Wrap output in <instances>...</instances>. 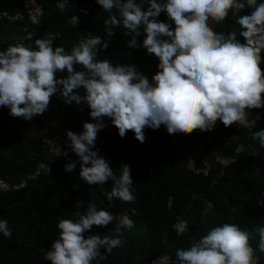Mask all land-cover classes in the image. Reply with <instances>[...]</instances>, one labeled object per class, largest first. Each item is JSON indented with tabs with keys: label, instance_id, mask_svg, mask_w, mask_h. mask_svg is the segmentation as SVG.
Returning <instances> with one entry per match:
<instances>
[{
	"label": "clouds",
	"instance_id": "obj_1",
	"mask_svg": "<svg viewBox=\"0 0 264 264\" xmlns=\"http://www.w3.org/2000/svg\"><path fill=\"white\" fill-rule=\"evenodd\" d=\"M20 1L23 12H1L0 23L27 20L30 25H39L42 8L34 0ZM96 3L109 13L105 26H122L132 36L128 41L130 47H142L158 59V71L151 80L133 65H114L109 59H98V53L108 47L98 35L89 34L66 52L62 46L54 47L52 35L33 41L29 34L26 39L32 43L15 41L0 51V106L7 107L11 116L28 121L45 113L51 98L59 93L65 105L75 106L80 113L89 111L93 122H84L80 133L66 131V149L55 137L43 138L44 146L53 158L68 157L69 151L74 153L78 157L79 178L87 185L111 181V191L102 192L116 208L114 199L131 203L135 196L131 190L130 166L121 165L117 175L98 150H94L98 132L106 127L105 118L121 138L132 131L140 143L145 141V128L157 130L161 125L166 128L160 129L163 134L167 131L173 135L212 131L217 121L237 130L255 127L259 115L249 119L250 111L264 107V71L260 67L264 59L261 55L264 0H144L141 3L96 0ZM68 5L69 0H58L56 7L63 12ZM246 8L251 9L250 14L241 15ZM79 11L87 15V9ZM161 13L171 23L158 20ZM230 13L236 17L243 43L236 31L218 33L211 27L212 23L224 22ZM68 23L77 27L81 21L72 15ZM141 31L144 38L137 43ZM112 34L109 28L107 35ZM57 73L66 76L58 77ZM45 123L47 129L49 124ZM45 131L40 127L33 133L43 137ZM251 138L264 147V130L252 132ZM51 144L62 150L60 157L51 155ZM212 155L222 167L220 175L233 163L224 167L217 157L234 158L216 152ZM76 166L77 161L69 158L63 170L72 173ZM188 167L205 175L211 169L205 160L199 168L194 161ZM151 168L157 172V167L151 166L148 177L155 174H149ZM51 171L49 163H40L33 174L16 186L17 190L27 187L28 180H36L41 172L50 175ZM0 181L8 186L0 193L9 192L10 185ZM171 204L172 198L168 206ZM75 208L77 219H61L57 224L58 236L44 253L49 264H93V261L100 264L122 244L119 235H86L94 227H106L116 221L117 217L107 209L98 208L95 201H88L85 206L80 200L75 202ZM83 208L86 211L81 214L79 209ZM212 208L208 202L202 215L206 216ZM123 213L132 215L134 211ZM133 227L130 217L123 215L114 231L120 234L122 229ZM173 228L178 236H183L189 230L188 221L178 219ZM253 232L259 237L256 249L250 243ZM0 233L8 238L12 235L6 219L0 220ZM257 253L264 254V226L250 232L234 223H223L212 227L189 248L177 249L175 255L179 264H258Z\"/></svg>",
	"mask_w": 264,
	"mask_h": 264
},
{
	"label": "trees",
	"instance_id": "obj_2",
	"mask_svg": "<svg viewBox=\"0 0 264 264\" xmlns=\"http://www.w3.org/2000/svg\"><path fill=\"white\" fill-rule=\"evenodd\" d=\"M34 1L43 11L39 25H30L27 20L0 23V51L15 41L32 43L26 39L30 34L33 41L52 35L54 47L62 46L70 52L73 45L91 34L100 36L102 42L108 44L107 49L98 53V59H109L114 65H133L149 80L158 71L159 61L155 56L147 54L142 47L129 46L132 36L127 30L120 25H104L109 13L104 12L96 0H69L68 8L63 12L56 7L58 0ZM81 8L87 9V15L79 11ZM250 11L246 8L241 15L250 14ZM1 12L22 13L21 1L0 0ZM72 15L81 21L77 27L68 23ZM157 19L171 23L165 13ZM235 20L230 13L224 22L212 23L211 27L218 33L236 31L237 38L243 43ZM109 28L113 33L110 37L107 35ZM143 38L141 31L136 37L137 43ZM261 55L264 58V52ZM260 67L264 71V59ZM57 76H66V73H57ZM80 91L83 94V90ZM257 115L259 119L252 129L237 130L232 126L225 127L220 121L212 131L194 130L187 135H173L167 131L163 134L160 130L165 128L163 125L157 130L145 128L143 143L135 139L132 131L121 138L111 121L105 118L106 127L98 132L94 150H98L117 175L121 165L130 166L135 200L126 203L114 199L116 208L107 210L115 217L124 211H134L130 216L133 228L122 229L117 234L114 229L118 223L113 221L86 233L119 235L122 240L121 246L113 249L100 264H150L163 255L171 257V264H179L176 250L189 248L212 227L234 223L242 230L252 232L264 226V219L255 213L260 198L264 207V147L251 138L252 132L264 130V107L252 109L249 119ZM45 121L49 124L47 129ZM84 122H93L89 111L80 113L75 106L65 105L59 93L51 98L45 113L28 121L11 116L7 107L0 106V179L10 185L9 192L0 193V220L6 219L12 231L10 238L0 233V264H49L44 253L58 236V222L77 219L75 202L84 201L86 206L88 201H95L98 208H104L106 198L102 191L110 192L112 182L87 185L79 178V162L74 153L69 151L68 157L53 158L44 146L43 138L55 137L65 148L66 131L80 133ZM40 127L46 130L43 137L33 133ZM215 152L235 159L222 175V167L212 155ZM69 158L77 161L72 173L63 170ZM204 160L210 164L208 175L195 173L188 167L194 161L199 168ZM42 162L49 163L51 174L41 172L36 180H28L27 187L17 190L16 186L33 174ZM151 166H156L157 172L148 177L147 170ZM170 198L171 207L168 206ZM208 202L213 208L203 216ZM79 211L83 214L86 208ZM178 219L188 221L189 230L183 236H178L173 228ZM253 237L250 243L256 249L259 237L255 232ZM257 254L258 264H264V254Z\"/></svg>",
	"mask_w": 264,
	"mask_h": 264
},
{
	"label": "built area",
	"instance_id": "obj_3",
	"mask_svg": "<svg viewBox=\"0 0 264 264\" xmlns=\"http://www.w3.org/2000/svg\"><path fill=\"white\" fill-rule=\"evenodd\" d=\"M236 125V124H235ZM238 126V125H236ZM62 150L57 148L55 144H51L50 145V153L51 155H54L56 157H60L62 155ZM217 161L224 167L228 166L230 163L234 162V159H223L221 157H217ZM206 165L208 166V170H209V165L206 163ZM156 169H150L149 170V174L155 173ZM8 186L0 181V191H4L7 190ZM264 194V192H263ZM104 208L107 210H112L114 208V203L113 201L111 202V204H109V202L106 200ZM255 213L262 217L264 219V207H263V200L260 198L257 202V208H255ZM123 215H127L128 217L131 216V214L129 213H122L120 215L117 216L116 222L119 223V219L120 217H122ZM171 257L169 255H163L160 258H158L156 261H153L150 264H171Z\"/></svg>",
	"mask_w": 264,
	"mask_h": 264
},
{
	"label": "rangeland",
	"instance_id": "obj_4",
	"mask_svg": "<svg viewBox=\"0 0 264 264\" xmlns=\"http://www.w3.org/2000/svg\"><path fill=\"white\" fill-rule=\"evenodd\" d=\"M46 124V123H45Z\"/></svg>",
	"mask_w": 264,
	"mask_h": 264
}]
</instances>
